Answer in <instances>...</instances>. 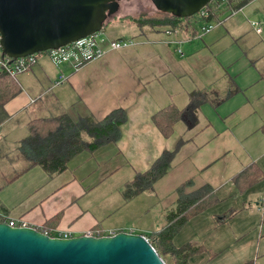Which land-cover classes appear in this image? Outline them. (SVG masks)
Returning a JSON list of instances; mask_svg holds the SVG:
<instances>
[{
  "label": "crops",
  "instance_id": "1",
  "mask_svg": "<svg viewBox=\"0 0 264 264\" xmlns=\"http://www.w3.org/2000/svg\"><path fill=\"white\" fill-rule=\"evenodd\" d=\"M149 12L152 17L161 15L160 10ZM225 16L205 21L196 15L177 26L134 24L140 37L134 46L110 51L78 70L69 64L54 66L48 54L40 55L29 74L17 78L21 92L4 106L9 117L0 123V135L7 125L26 127L28 134L31 120L62 112L74 118L91 112L102 120L114 109L124 108L128 120L117 143L104 145L94 153L79 154L66 171L51 175L35 166L5 185L0 191V210L37 228L61 214L51 232L68 231L74 236L85 235L93 227L104 235L120 231L152 234L151 226L141 232L103 226L110 211L114 214L119 209L109 208L113 191L111 186L106 192L102 190L106 175L103 171L116 178L121 193L126 182L148 170L165 150H174L183 141L172 168L154 189L130 201L123 198L122 206L128 205L134 218L146 219L154 214L152 202L163 204L158 206L156 218L163 222L166 209L175 206L181 183L193 180L189 192L209 184L220 201L191 218L174 237L173 244H203L205 250L191 257L190 264H264V178L245 192L234 182V176L251 164L264 172V30L258 34V42L252 41L242 18L230 20ZM211 22L222 23L200 35L199 27ZM168 30L176 33L167 34ZM175 37L180 44L167 42ZM118 38L124 37L112 39ZM62 76L65 80L56 85ZM235 87L239 91L230 96ZM194 91L207 94L197 121L188 126L180 119L174 133L165 137L152 121L153 115L171 103L185 108ZM24 137L14 144L8 142L7 136L0 138L3 153H9L0 159L3 172L20 166L9 157L17 153ZM102 191L107 193L103 199ZM232 209H237L238 214L216 225L215 218Z\"/></svg>",
  "mask_w": 264,
  "mask_h": 264
},
{
  "label": "trees",
  "instance_id": "2",
  "mask_svg": "<svg viewBox=\"0 0 264 264\" xmlns=\"http://www.w3.org/2000/svg\"><path fill=\"white\" fill-rule=\"evenodd\" d=\"M251 1L253 0H214L205 8L208 14L204 20L216 21L219 16L239 9ZM127 16L129 15L119 18L123 19ZM132 19L139 27L147 24L155 27L160 25L177 26L184 21V19L162 11L159 17ZM110 24L111 21L108 26ZM181 29L185 30V27L181 25ZM238 91L239 88L235 87L230 92V96ZM20 92L21 86L17 75L0 72V123L9 117L4 106ZM190 98V103L183 109L171 103L153 115L152 121L165 137L168 138L174 133L175 126L180 119H184L188 126L194 125L197 121L198 111L207 100V94L202 91H194L191 92ZM127 120L128 115L124 108L114 109L102 120L97 119L91 112L77 118L72 117L69 112H62L55 116L31 120L27 125L28 134L21 140L17 153L9 157L10 160L20 162V166L9 172L10 174L0 169V179H2L0 191L5 185L35 166H40L51 175L59 174L66 171L69 163L79 154L85 151L94 153L104 145L117 143L122 136V127ZM182 144L183 141L174 150H165L148 170L137 173L132 180L126 182L121 189L123 198L130 201L140 193L152 191L156 182L166 176L172 168ZM8 156V152L3 153L2 141H0V159ZM263 178L264 172L255 164H251L234 176V182L241 192H245ZM193 186L192 179L179 185L176 190L178 197L175 206L168 211L166 223L159 232L154 234L138 233L147 237L167 264H190L191 257L205 250L203 244L196 241L186 243L181 247L173 244L174 237L191 218L220 201L211 185L205 184L189 192L188 189ZM236 214H238L237 209L229 210L223 215L217 216L215 223L216 225L227 223ZM60 217L61 214H57L45 221L43 226L36 228L41 232L49 233L52 228L57 226ZM91 231L96 232L97 229L93 227ZM101 232L100 234L104 235ZM247 264L255 263L251 261Z\"/></svg>",
  "mask_w": 264,
  "mask_h": 264
},
{
  "label": "water",
  "instance_id": "3",
  "mask_svg": "<svg viewBox=\"0 0 264 264\" xmlns=\"http://www.w3.org/2000/svg\"><path fill=\"white\" fill-rule=\"evenodd\" d=\"M181 19L198 15L214 0H152ZM119 0H0V34L10 58L25 57L102 31ZM0 264H167L144 235L120 231L69 239L31 226L0 223Z\"/></svg>",
  "mask_w": 264,
  "mask_h": 264
},
{
  "label": "rangeland",
  "instance_id": "4",
  "mask_svg": "<svg viewBox=\"0 0 264 264\" xmlns=\"http://www.w3.org/2000/svg\"><path fill=\"white\" fill-rule=\"evenodd\" d=\"M119 5L121 6V10L117 13V15H122V16L129 15V16L123 19L118 17L114 20H111L113 19L111 16L109 20H107V25L103 29V34L108 39H112L118 36H123L124 38L132 39L135 42H137V39H139L140 37L138 36L139 33L137 31V26L134 25L136 23H134V20L132 18H136V19L150 18L152 17L149 12L150 9H153V11H159V10H156V6L152 2V0H119ZM226 18H229L228 15ZM231 18L232 20L235 18H242L244 23H246V25H244L245 26L244 29L246 30L245 32L249 33L248 37L252 41L258 42L259 36L253 29L252 22L258 21V22L263 23L264 25V0L253 1V3H251V5L248 6L247 8L245 7L243 11H239L238 13L231 15L230 20ZM196 19L198 20V18ZM110 20H111V25L108 26V23ZM114 23L115 24L117 23L118 25L117 24L113 25ZM215 23L219 25L222 22L220 23L215 22ZM43 54L44 53H41L40 55H43ZM263 54H264V49H263ZM54 64L55 63L53 62V65ZM27 74H29L28 71L19 73L17 75V78L19 79L21 76H26ZM26 134H27L26 127L25 128L18 127V126L11 127L10 125H7L3 128V133L0 135V138L7 136L8 142H10L11 144H14V142H16L15 141L16 139H20L26 136ZM97 160L101 161L100 158H97ZM93 164H95L94 161L91 162V165ZM6 173L10 174L9 171H6ZM103 174H106V175H105V179L103 180L102 190L103 191L105 190L106 192L107 186H111L112 191H113L111 195L112 199L110 198L112 202L108 204L110 205L109 208H112V209L119 208L118 210L116 209L117 211L114 210V214H113V211H110L108 218L105 219L102 223L105 228L116 225V226H122L125 230L134 229L135 232H141V230H144L146 229V227L151 226L152 232L154 231L152 234H154L155 232H158L156 230H159L160 228L164 227L167 217H168L167 213L171 208L166 209V213H165L166 220L163 222L158 221L156 218H158V215H159L158 206L160 207H164V206L163 204H158L156 202L155 203L152 202V205H151V211L154 210V214H153L154 217L148 216L146 219L143 218V216L140 218H134L136 216L129 212L128 205L122 206L124 203V199L121 193L119 192V187L116 186L117 184L115 180L116 178H111L110 172H107L106 170L103 171ZM0 181L2 182V179H0ZM114 181H115V184L112 186V182ZM106 196H107V193L104 194L102 199ZM115 199H118V201L115 202L116 201ZM102 201L104 202V200H101V202ZM159 217L161 218L162 216H159ZM121 220H123L122 224L119 222ZM107 233L108 232L105 231V234Z\"/></svg>",
  "mask_w": 264,
  "mask_h": 264
},
{
  "label": "built area",
  "instance_id": "5",
  "mask_svg": "<svg viewBox=\"0 0 264 264\" xmlns=\"http://www.w3.org/2000/svg\"><path fill=\"white\" fill-rule=\"evenodd\" d=\"M244 7H241L236 10H231L227 14L228 17L238 13L239 11H243ZM208 14L205 8L198 14L200 19H204V17ZM216 26L215 22L205 23L199 27V34L203 36V34L210 32ZM253 29L257 34L263 33V23L261 22H252ZM167 34H173L171 30L166 32ZM2 36L0 34V44H1ZM168 43L178 45L181 42L175 38H171L167 40ZM136 42L132 39L127 38H118V39H108L104 36L103 30L90 34L86 37L79 38L69 44H65V46H61L57 49H51L46 52H40L31 54L28 56H23L19 58H10L2 49V45H0V72H7L11 75H18L19 73L25 72L30 70L39 59L41 53H46L51 58V60L57 65L60 66L62 64H69L75 70L80 69L86 63L100 59L104 57L110 51H117L125 48H129L134 46ZM177 50L182 52V50L178 47ZM65 80L64 76H62L55 84L59 85ZM264 202V195L262 198ZM0 223H6L11 227H25L31 226L28 225L23 220H17L9 217L6 213L0 210ZM33 227V226H31ZM36 228V227H34ZM45 235L54 238H62V239H69L72 238L74 235L68 231H50L49 233L42 232ZM90 236L101 237L100 232L96 231H89L87 233ZM86 234V235H87ZM114 234V233H113ZM111 235V234H109ZM75 237V236H74Z\"/></svg>",
  "mask_w": 264,
  "mask_h": 264
},
{
  "label": "flooded vegetation",
  "instance_id": "6",
  "mask_svg": "<svg viewBox=\"0 0 264 264\" xmlns=\"http://www.w3.org/2000/svg\"><path fill=\"white\" fill-rule=\"evenodd\" d=\"M120 10H121V6L119 5L118 12H119ZM118 12H117V13H118ZM116 16H118V15H117V14H116V15H114V16H112V18H113V19H115V18H116ZM110 17H111V16H110ZM110 17H109V18H110ZM109 18H108V20H109ZM111 20H112V19H111ZM111 20H110V21H111Z\"/></svg>",
  "mask_w": 264,
  "mask_h": 264
}]
</instances>
